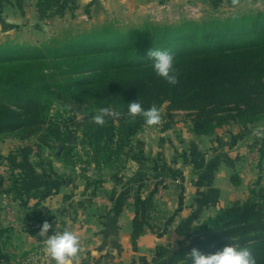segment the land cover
Segmentation results:
<instances>
[{
    "label": "trees",
    "instance_id": "16d2710c",
    "mask_svg": "<svg viewBox=\"0 0 264 264\" xmlns=\"http://www.w3.org/2000/svg\"><path fill=\"white\" fill-rule=\"evenodd\" d=\"M115 26L83 32L59 47L0 46V135L25 130V139L41 133V143L64 147L61 158L73 165L71 135L63 130L68 124L50 114L58 103L71 122L82 116L100 168L118 163L149 126L142 114H129L128 103L135 100L144 109L166 105V128L175 112H186L197 135L264 120V10L133 31ZM153 47L174 53L176 85L153 71L147 58ZM104 107L110 114L101 125L93 117ZM229 242L251 248L264 264V190H251L247 200L199 222L176 245H160L150 260L142 256L130 264H190L186 255L193 248L211 253Z\"/></svg>",
    "mask_w": 264,
    "mask_h": 264
},
{
    "label": "crops",
    "instance_id": "0c3cea01",
    "mask_svg": "<svg viewBox=\"0 0 264 264\" xmlns=\"http://www.w3.org/2000/svg\"><path fill=\"white\" fill-rule=\"evenodd\" d=\"M167 1L173 5L193 4L206 13L207 10H214L217 15H227L239 10L238 7L242 9L251 6L250 1L253 2L0 0V33L3 36H13L25 30V25H31L33 20L50 15H59L64 19L80 13L77 19L76 16L73 17L79 23L83 19L95 21V16L99 14L114 22L116 18L124 23L130 20H148L149 9ZM179 113L183 112L174 113L175 118L169 127L166 128L167 119L159 120L134 138L126 151L125 169L117 178L122 183H129L134 175L162 171L167 180L164 183L166 186L161 187L151 182L139 184L133 195L136 200L128 201V188L131 184H117L115 181L110 190L98 197L96 214L92 213L90 216L95 220L94 225L87 221L89 216L84 211L86 203L82 196L85 197L88 191L85 194L80 192L82 184H67V187L54 184L51 187L53 190L47 195L52 198L58 196L63 189L79 193L77 196L78 193L75 194L74 191L76 196H69V199L74 200L68 206L72 208L77 204L78 209L72 208V216L71 211L67 212L69 219L73 217L79 222H76L73 232L79 237L80 248L83 247L72 258V264H130L142 256L149 258L158 246L176 245L185 239L199 221L215 216L220 209L236 201L247 200L251 190L264 188V134L260 138L253 135L255 130L264 133V120L254 126L231 125L207 136L195 134L190 120L176 117ZM7 185L5 190L8 188L6 191L14 196V200H10L8 204L13 211L14 223L9 222L6 209L0 211V264L9 259L10 243L22 255L19 263L25 264V260L29 261L28 257L34 253L32 251L39 250L42 241L39 233L27 231L24 220L31 212L40 211L37 207L43 205L45 192L37 193L38 190H34L33 193H27L22 184ZM58 186L60 187L56 189ZM130 201L134 204H130ZM41 216L44 217L43 214ZM43 248L36 255L41 258L40 263L55 264ZM88 252L96 255L90 260L86 256Z\"/></svg>",
    "mask_w": 264,
    "mask_h": 264
},
{
    "label": "rangeland",
    "instance_id": "374dc122",
    "mask_svg": "<svg viewBox=\"0 0 264 264\" xmlns=\"http://www.w3.org/2000/svg\"><path fill=\"white\" fill-rule=\"evenodd\" d=\"M251 6H246L244 8H237L239 10H234L233 12L222 15L214 10L202 11L201 15L195 19L188 18L187 16H183L181 20L168 22L164 20L160 21H152L149 19V11H148V20L140 19L137 21H131L124 23L122 20L115 19V22L110 18H106L101 16V14L95 16V21H87L83 19L81 23L77 20H74V16L76 19L80 13L74 14L71 18L70 16L61 18L59 15H50L47 17H42L37 19V21L33 20L31 25H25V30H21L20 32L8 36H3L0 33V46H16V45H24V46H38L41 48L45 47H59L63 46L69 40L76 39L83 32H89L92 30H100L105 26L114 23L116 28H119L122 31H133V30H142L147 26H174L179 25L184 22H196V23H205L210 22L212 20H226L228 18H234L243 14H249L252 12H259L264 10V0H253L250 1ZM161 4H169L170 2H163ZM157 5V6H158ZM175 6H194L193 4H184V5H175ZM196 7V6H195ZM225 14V13H224ZM78 20H80L78 18ZM121 21V22H120ZM5 39V40H4ZM2 51H0L1 53ZM160 112V120H166V105L162 106L158 109ZM58 111H60V115H58ZM181 112V111H180ZM51 118H57L62 120V123L66 122L68 124V130L63 129L67 134L71 135L70 141L67 145L72 146V161L73 165H68L62 160V156L64 154V147L60 148L58 143L51 144L52 147H48V145H43L41 143V133L35 134L33 136L22 138L25 136L28 131L21 130L18 132H8L0 135V211L6 209L8 213L7 217L10 223L13 220V211L8 207L10 200L13 199V195L9 194L5 190V186L7 184H22L24 191L29 193L30 191L33 193L34 190H38L39 192H45L44 203L40 205L39 210H35V213H30L27 218L24 220L26 224L27 231L29 233H40V229L42 224L45 221H48L53 225V227L49 230V234H52L55 231H63L65 229L74 231L76 222H79L73 217L69 219V215L71 211V216L73 214V209H78L77 204L75 207L69 208L71 200L75 197L78 192L75 190H66L63 189L59 193L58 196L52 198L48 197L47 193L51 189L54 184L66 185L63 187H67V184H82V189H79L80 192L87 193V195L83 198V201L86 203V207L84 211L86 215H88L89 219L87 221L94 225L95 220L90 216L91 214H96L98 204V197H102L107 190H110L112 184L122 183L118 176L123 173V170L126 166V153L121 159L113 166H100L97 168V163L93 159V148L88 145L85 139V129L82 126V116H78L76 122H71L70 114L65 113L60 104L56 103L52 108ZM175 116V115H174ZM176 117L180 120H190L192 124V119L186 112L179 113ZM175 118V117H174ZM173 118V119H174ZM169 122V121H168ZM187 124V123H186ZM143 132V131H142ZM140 134V133H139ZM127 151V150H126ZM70 164V163H69ZM130 178V177H129ZM131 181L129 183L123 182L122 184H131L129 189V199L136 200L134 195V190L137 191V187L139 184H159L161 187L166 186L167 180L163 176V172L154 171V172H144L139 176H132ZM5 184V185H4ZM25 184V185H23ZM51 184L50 186H47ZM49 187V188H47ZM58 186L56 189H58ZM157 188V186H156ZM149 189V188H148ZM259 191H263L264 188H258ZM75 191V194H74ZM13 192V191H12ZM59 190L55 193L57 194ZM6 194V195H4ZM72 194V195H71ZM79 196V193L77 194ZM80 200V197L77 199ZM82 202V201H81ZM2 204V207H1ZM130 204H134L130 201ZM52 208V209H51ZM70 209V210H69ZM96 209V210H95ZM75 210V211H76ZM79 211V210H78ZM40 212V214H37ZM41 214L44 215L42 218ZM203 220L199 221L202 222ZM198 222V223H199ZM9 223V224H10ZM84 223L88 225L85 221ZM197 223V224H198ZM196 224V225H197ZM92 227V226H91ZM3 229V228H2ZM3 233L5 231L3 229ZM80 242V241H79ZM11 248L8 249L9 259L8 261H4L3 264H20L22 255L20 252L14 248V244H8ZM39 250L37 251L35 248L32 249L34 253L31 254L30 260H25V264H41L40 257H36L42 251V247H44L43 243H41ZM83 249V247H81ZM79 248V251L81 250ZM45 249V247L43 248ZM81 252V251H80ZM45 253V251H44ZM96 255V254H95ZM90 252L86 254L87 258L90 260L95 256ZM13 256V257H11ZM17 257L19 260H17ZM140 258V257H139ZM138 258V259H139ZM152 258L149 257V260ZM95 264V263H94Z\"/></svg>",
    "mask_w": 264,
    "mask_h": 264
},
{
    "label": "clouds",
    "instance_id": "9594fccd",
    "mask_svg": "<svg viewBox=\"0 0 264 264\" xmlns=\"http://www.w3.org/2000/svg\"><path fill=\"white\" fill-rule=\"evenodd\" d=\"M153 71L157 76L164 78L170 85L179 83V74L175 67V55L170 49L153 47L148 52ZM130 115L142 114L145 123L156 124L160 120V112L153 106L144 109L138 100L128 103ZM110 114L107 107L99 109V114L93 117L98 124H104L105 116ZM53 227L51 223L45 221L40 229L39 236L45 247V251L52 257L55 264H72L80 248L78 235L71 230L55 231L49 234ZM227 241H235L234 237L226 236ZM190 264H258L256 256L251 248L238 245L235 242L226 243L222 249L215 252L205 253L199 248H193L189 254Z\"/></svg>",
    "mask_w": 264,
    "mask_h": 264
},
{
    "label": "built area",
    "instance_id": "2783aa9c",
    "mask_svg": "<svg viewBox=\"0 0 264 264\" xmlns=\"http://www.w3.org/2000/svg\"><path fill=\"white\" fill-rule=\"evenodd\" d=\"M202 11L195 6H175L169 4H161L155 8L149 9V19L152 21H178L187 16L188 18L195 19L201 15ZM263 132L261 130H255L253 135L256 137H263ZM6 195V194H4Z\"/></svg>",
    "mask_w": 264,
    "mask_h": 264
}]
</instances>
